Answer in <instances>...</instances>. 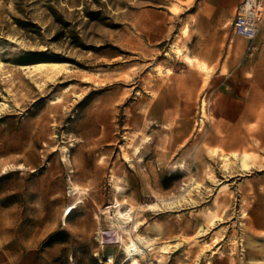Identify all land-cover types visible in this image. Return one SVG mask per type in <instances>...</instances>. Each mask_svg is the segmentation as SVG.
<instances>
[{
	"label": "rangeland",
	"instance_id": "rangeland-1",
	"mask_svg": "<svg viewBox=\"0 0 264 264\" xmlns=\"http://www.w3.org/2000/svg\"><path fill=\"white\" fill-rule=\"evenodd\" d=\"M220 2L0 0V264H134L132 242L135 264H264V128L219 142L263 35L249 51ZM40 61L68 65L20 67Z\"/></svg>",
	"mask_w": 264,
	"mask_h": 264
},
{
	"label": "crops",
	"instance_id": "crops-1",
	"mask_svg": "<svg viewBox=\"0 0 264 264\" xmlns=\"http://www.w3.org/2000/svg\"><path fill=\"white\" fill-rule=\"evenodd\" d=\"M222 1L223 2H220L218 5V11H232L234 9L235 13L236 6L242 0ZM219 14L220 13H218V15ZM259 34L263 35V37H260L259 40H257V43L264 44V24L260 28ZM198 60L200 66L203 63L207 64L205 61H201L200 59ZM238 69H240L243 74L246 72L249 73L251 75V80L247 85L241 86V91L244 93L242 92L241 96H237V101L234 102L235 108L233 110H228V112H232L234 114V118H230L228 120V124H224V127L241 130L243 134H235L236 136H229L225 139L221 138L219 142L224 148H232L245 144L247 137V133L245 131L251 128L252 124H256V126L261 129L264 128V48H262L261 51L257 53V56L252 63H249V61L246 59L242 60ZM191 76L195 78L193 81L194 83L186 84L183 87H178L177 84L173 86L174 90L179 93L180 98H182L181 96L184 93L187 94L188 91H191L192 94H194V92L199 88L201 83L200 77L194 72L191 73ZM171 90H173L172 87L161 88L158 98H156L153 104H151L152 109L155 111L154 119L161 124H166L169 120H171V118L174 117V114L177 112L179 115L183 114V102H181V100H178V98L175 100V102H170L167 100L165 96L166 91L171 92ZM216 146L217 145H214V147ZM213 150H217L218 152L215 153ZM220 150L221 149H211L210 153L212 155L218 154L221 157L223 155H228L229 157L230 155L237 154V151H232L230 153L221 155Z\"/></svg>",
	"mask_w": 264,
	"mask_h": 264
},
{
	"label": "built area",
	"instance_id": "built-area-1",
	"mask_svg": "<svg viewBox=\"0 0 264 264\" xmlns=\"http://www.w3.org/2000/svg\"><path fill=\"white\" fill-rule=\"evenodd\" d=\"M264 23V0H242L235 9L231 25L235 34L249 40L248 50L255 52L258 46L254 39Z\"/></svg>",
	"mask_w": 264,
	"mask_h": 264
},
{
	"label": "bare ground",
	"instance_id": "bare-ground-1",
	"mask_svg": "<svg viewBox=\"0 0 264 264\" xmlns=\"http://www.w3.org/2000/svg\"><path fill=\"white\" fill-rule=\"evenodd\" d=\"M19 45L22 47V43L19 42ZM179 49V48H178ZM179 54H181L180 51H178ZM1 65V64H0ZM68 65V63H59V62H46V61H40V62H35V63H31V64H24L20 65L21 68H29L31 71H38V72H43L46 73V75L48 76V80H54L56 78V73H58L59 75L62 74V68L66 69V66ZM202 69L205 71H209L210 68L208 67L207 64H202L201 65ZM53 82V81H52ZM55 82V81H54ZM42 87V86H41ZM70 88V86H67L65 88V90H68ZM61 98H55V99H51V102L55 103L60 101ZM4 106H6V103H0V109L3 108ZM205 109V107H204ZM205 112V111H204ZM64 151H68V148L65 147ZM135 151L139 152L140 151V147H135ZM215 153L217 152V150H213ZM223 157L225 159H228V155H223ZM64 160H68L67 157H64ZM193 187L199 188L201 185L198 181L194 182L193 181ZM116 214L119 217V219H121V222H126L129 219V216H126V213H124L123 210H116ZM72 212V209L69 207L68 210L66 211V215H70V213ZM219 219V218H218ZM215 220V219H214ZM214 223V222H213ZM200 232V231H199ZM164 249L169 248V246H164ZM144 250L141 249L135 242H132V245L128 246V259H131L132 262L135 264L137 262V256L140 254H143ZM138 264V263H137Z\"/></svg>",
	"mask_w": 264,
	"mask_h": 264
}]
</instances>
